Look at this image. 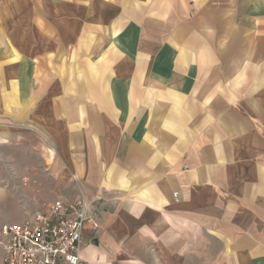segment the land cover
Here are the masks:
<instances>
[{"label":"crops","instance_id":"obj_1","mask_svg":"<svg viewBox=\"0 0 264 264\" xmlns=\"http://www.w3.org/2000/svg\"><path fill=\"white\" fill-rule=\"evenodd\" d=\"M80 194L89 264H264V0L0 9V221Z\"/></svg>","mask_w":264,"mask_h":264},{"label":"built area","instance_id":"obj_2","mask_svg":"<svg viewBox=\"0 0 264 264\" xmlns=\"http://www.w3.org/2000/svg\"><path fill=\"white\" fill-rule=\"evenodd\" d=\"M8 170L17 175L13 165ZM19 178L21 186L35 183ZM100 211L95 200L80 194L71 201L55 199L20 222L0 221L3 264H89L81 259L80 246L84 234L100 229Z\"/></svg>","mask_w":264,"mask_h":264},{"label":"rangeland","instance_id":"obj_3","mask_svg":"<svg viewBox=\"0 0 264 264\" xmlns=\"http://www.w3.org/2000/svg\"><path fill=\"white\" fill-rule=\"evenodd\" d=\"M9 3H11V0H0V9H2L5 5H7V4H9ZM15 163V162H14ZM16 164V163H15ZM13 166L16 168V170H17V175L16 176H13L11 173H8V177H12V178H14V179H17L18 180V182H19V185H18V187H23V186H21V182H20V178H19V176H25V177H27V178H32V179H34L32 176H30L29 174H27V173H24L22 170L24 169L21 165H19L18 164V166H19V168L17 167V166H15L14 164H13ZM8 170V169H7ZM4 175L3 176H5L7 173H3ZM5 178V177H4ZM23 189V188H22Z\"/></svg>","mask_w":264,"mask_h":264}]
</instances>
